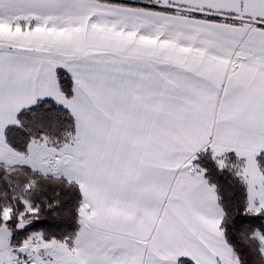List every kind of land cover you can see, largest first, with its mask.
I'll use <instances>...</instances> for the list:
<instances>
[{"label":"snow or ice","instance_id":"snow-or-ice-1","mask_svg":"<svg viewBox=\"0 0 264 264\" xmlns=\"http://www.w3.org/2000/svg\"><path fill=\"white\" fill-rule=\"evenodd\" d=\"M0 264H264V0H0Z\"/></svg>","mask_w":264,"mask_h":264}]
</instances>
